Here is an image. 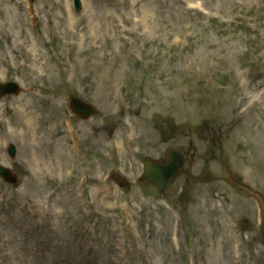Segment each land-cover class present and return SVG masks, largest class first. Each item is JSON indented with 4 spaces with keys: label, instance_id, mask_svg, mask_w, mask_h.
Wrapping results in <instances>:
<instances>
[{
    "label": "rangeland",
    "instance_id": "374dc122",
    "mask_svg": "<svg viewBox=\"0 0 264 264\" xmlns=\"http://www.w3.org/2000/svg\"><path fill=\"white\" fill-rule=\"evenodd\" d=\"M82 1L83 11L75 15L69 13L67 2L41 0L37 4L40 13L37 31L45 35L47 31H88L81 33L90 41L87 45L95 50L81 54V60H85L86 53L91 55L84 62H75L71 73L116 77L115 81L125 86L111 84V88L117 87L113 90L116 94L130 92L134 102H139L135 100L138 97L142 105H147L135 112L133 102L131 108L140 126L133 120L132 125H124L130 133L142 132L141 140L135 144L141 150L136 155L137 161L147 155L161 156L164 147L175 140L189 153L188 170L194 179L211 172L214 180L199 184L183 178L173 186L169 198L181 213L185 212L181 225L149 187L121 193L111 181L88 178V193L79 188L75 195H67L53 182L40 185L23 179L19 193L7 188L0 190L1 195L15 194L0 206V213L6 217L0 218V240L7 243L6 246L0 243V257L7 250L12 259V263L0 261V264H31L30 249L19 238L23 226L12 227L16 218H31L38 223L51 248L64 259L63 264H193V258L196 264H264L263 244L257 231L250 229L253 222L250 202L237 189L222 183L231 171L264 189V0ZM55 4L60 8H55ZM189 7L196 12L192 14L194 17L188 13ZM191 27L198 30L192 31ZM0 31H11L15 44L20 42L22 31H29L31 47L39 44L29 27L22 0H0ZM119 31H128L126 34L136 48L141 49L140 64H136L134 47L130 45L128 50L132 47V52L121 65L115 61H111L113 65H103L96 46ZM56 35L62 36L59 32ZM55 45H61L60 40H55ZM71 51L75 54V48ZM221 59L228 61L230 73H241L244 69L246 75L240 85H245V89L238 91L247 98L257 94L260 98L243 125L225 139V154L220 160L216 132L208 128L214 112L207 100L206 87L218 72ZM105 86L100 82L98 92ZM26 96L24 93L22 100ZM113 109L116 111L117 107ZM227 113L230 119L236 116L229 110ZM163 117H170L180 125V132L169 125V129H176L175 139H167L166 127L161 130L154 124L161 128ZM218 123L215 120L216 128ZM92 131L83 129V135L90 136ZM124 132L119 126L112 137L123 142L125 148L116 156L118 163L112 155L106 161L111 170L114 165L123 166V161L130 160ZM25 181L31 183V191H27ZM95 187L101 190L99 196L93 192ZM30 192L45 204L25 200L23 193ZM239 221L247 235L237 251L229 231ZM237 257L241 259L236 260Z\"/></svg>",
    "mask_w": 264,
    "mask_h": 264
}]
</instances>
